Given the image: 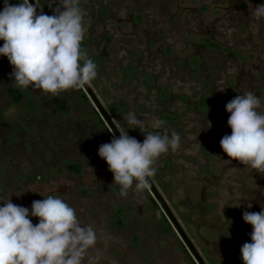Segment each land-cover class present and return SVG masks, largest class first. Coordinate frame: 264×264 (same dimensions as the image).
<instances>
[{
    "label": "rangeland",
    "instance_id": "obj_1",
    "mask_svg": "<svg viewBox=\"0 0 264 264\" xmlns=\"http://www.w3.org/2000/svg\"><path fill=\"white\" fill-rule=\"evenodd\" d=\"M33 1L40 11L48 15H52L53 9L57 7L63 8V0ZM8 2L16 4L19 0H8ZM79 2L85 13L84 21L87 27L84 40L90 44L89 49L83 47L81 50L86 52L87 56H96L100 59L97 76L89 87L105 110H107V104L125 103V108L120 110L121 114L119 113L124 117H118L121 124L111 116L119 132L122 133L123 126L130 137H135L142 143L145 134H142L139 129L128 128L127 121H124L127 113L135 112L138 118L145 123H150L157 118V107L160 106L158 99L155 98L157 87L165 88L167 93L177 95L168 100L165 99L164 104L172 110L173 114L174 111L181 114L176 125L180 129L174 130L173 124V126L164 127L162 131L163 133L167 131L169 134L173 131L178 133L180 147L176 150L170 149L155 161L153 165L155 174L150 179L153 180L156 176L162 181L168 191L171 205L174 206L176 203L179 212L185 216L183 226L186 229H183L186 230L188 237L205 245L208 241H213V235L210 236L209 232L222 234L223 228H229L227 236L238 233L241 227L237 228L236 222L243 221V212H260L264 207V173H258L246 165L226 158L220 148L222 132L229 130L227 133L231 134V129L227 125L230 114L225 111V105L230 100L225 101L219 92L220 88H227V85H221L220 82L227 79L228 73L237 75L239 79L243 76L239 74L233 56L228 50L221 53L209 52L203 48L202 41L206 35H214L219 42L223 43L224 48L236 44L232 38L238 33L235 8L239 2L232 7L225 0H79ZM242 3H245L244 10L250 8L246 0ZM261 4H264V0H259L255 7ZM101 7L105 8L103 18L98 23L92 21L93 16L98 19L97 11ZM2 46L3 41H0V47ZM194 54L197 55L194 59L195 66L197 68L200 66V69L192 76L188 68V58ZM130 67H133L134 71L125 72L124 69ZM12 71L7 58L0 56V207H3V202L10 197L13 204L29 208L34 198L49 192L55 193L56 197L66 201V196L60 192V188L66 183L69 188L72 184L73 187L82 184L85 192H79L75 188L72 191L73 200L79 209L77 217L82 226L92 223L95 230L99 227V230H96L97 233L99 232L97 235L99 254L105 255L106 250L102 244L113 240V237H118V240L123 242L124 235L122 239L119 236L122 233L125 234V231L116 230L112 233L108 231L106 212L103 211L104 208L98 207L100 206L99 196L94 192L100 188V192L105 196L106 190L104 192L103 189L106 188L108 175L101 173L105 171L104 167L98 165L97 169L96 166L95 168L91 165L92 161H89L90 164L85 166L84 175L79 179L76 176L71 177L70 183L64 180V176H67L65 170L60 177L54 176L52 172L48 173L46 169L49 166L53 167V163L59 160L60 156V158L65 157L64 154L81 159L82 156L91 155L88 151L97 153L93 151V148L99 149L102 144L107 143L93 129L91 102L88 98L79 97L80 89H72L52 96L31 85L26 89L19 88L14 84ZM145 73L151 76L147 84L143 81ZM206 74L210 77V87L214 86L213 83L218 84V92L215 94L211 112L208 115L199 116L192 113L178 95L185 97L187 95L194 100L197 95L204 93L205 88L201 85V78L206 77ZM122 76L125 81L122 80ZM234 76L229 80L232 87L237 81ZM10 90L18 91L21 98L13 101L9 96ZM81 93H84L83 90ZM223 93L226 95V92ZM53 99L64 100L70 107V111L67 114L56 111L52 106ZM77 118L79 124H82L80 119L82 118L88 128L82 132L77 129L78 132L72 134L74 132L69 127ZM208 121L211 122L210 129H207ZM80 142L85 143L90 150L79 146ZM201 144L207 147L206 157L211 159L207 168L214 174L210 178L205 172L199 176L202 172L201 165L207 166L205 156H201L202 152L199 148ZM53 146L56 147L57 153L47 156L51 150L48 148ZM193 155H196L198 161L192 157ZM32 165L43 169L39 173V178L36 179L38 183L33 187L26 179L19 176L22 170L31 168ZM187 177H196V179L184 185L182 181ZM43 178L49 179L43 182ZM185 189H189L193 197L192 210L184 204ZM128 193L130 199L135 201L136 209L132 213L135 218L131 221V227L126 231L141 225L144 231L149 233L152 220L148 218L152 211H146L144 214L139 211L142 192L135 189V182ZM102 197L101 201L104 199ZM115 197L120 199L121 196L116 192ZM115 197L109 203L110 205L117 201ZM209 205L215 210L204 216L202 207ZM171 211L174 214V210L171 209ZM97 212L99 217L96 216ZM203 227L207 230H202ZM244 237L250 238L251 235L246 234ZM248 240L250 243L251 239ZM232 242L235 241L231 236L222 243V247L215 243V246L209 248L210 256L220 257L223 254L221 252L224 251L227 256L226 264L240 263V249H237L235 253L234 250H229L234 249ZM228 245L231 247L229 248ZM167 246L170 245L167 243ZM166 247L161 246V250L163 251ZM172 254H174V264H179L176 254ZM159 255L162 253L157 252V258L153 259L148 257L145 259L144 256L141 261L147 264L153 260L157 264L172 262L166 257L161 259ZM121 261L127 264V261Z\"/></svg>",
    "mask_w": 264,
    "mask_h": 264
},
{
    "label": "clouds",
    "instance_id": "obj_2",
    "mask_svg": "<svg viewBox=\"0 0 264 264\" xmlns=\"http://www.w3.org/2000/svg\"><path fill=\"white\" fill-rule=\"evenodd\" d=\"M84 16L79 0H63V8L53 9L52 15L43 11L38 15L36 4L29 0L16 4L4 0L0 56L11 65L17 87L31 85L57 96L84 89L94 81L97 65L81 50L87 34ZM253 16L264 18V4L254 8ZM260 106L259 97L251 91L236 95L225 105L231 134L221 138L220 148L228 159L264 173V112L258 111ZM126 121L128 128L145 134L143 142L124 131L98 149L121 197L128 195L134 182L136 190L150 187L148 178L155 174V161L180 147L178 133L159 131L163 124L160 118L145 123L130 111ZM30 215L38 224L33 225ZM242 219L252 227L251 242L240 249L242 262L264 264V207L260 212H243ZM97 241L95 228L82 226L76 210L59 197L33 201L30 213L28 208L13 204L10 197L0 207V264H96L97 257L89 252Z\"/></svg>",
    "mask_w": 264,
    "mask_h": 264
},
{
    "label": "flooded vegetation",
    "instance_id": "obj_3",
    "mask_svg": "<svg viewBox=\"0 0 264 264\" xmlns=\"http://www.w3.org/2000/svg\"><path fill=\"white\" fill-rule=\"evenodd\" d=\"M226 1L230 3L231 7L239 2V5L235 8V10L237 11V14L235 16V21L238 24L237 25L238 33H236L232 38L233 39L232 41L236 44L228 45L224 48L223 43L219 42V40L215 38L214 35H210V36L206 35V37L202 41V44H203L202 46L209 52L218 51L221 53V52H224L225 50H228L230 54L233 56V60L235 61V64H236L235 66L238 69L239 74L243 76L239 79L237 75L234 76L231 73H228L227 79L222 80L220 82L221 85H224V84L227 85V88L226 87L220 88V91H219L220 94L223 95L224 100L229 101L233 99L236 95H241L246 91H251L255 95H257L261 101V106L258 109V111L264 112L263 110V105H264V18H256L253 16V10L259 0H246L250 4V8L247 10H244L245 3H242L244 0H225V2ZM79 7L82 8V4L80 2H79ZM104 12H105V8L103 7L99 8L97 11V13L99 14L98 19H95V17L93 16L92 21L97 22V23L100 22L101 19L103 18V15L105 14ZM221 37L223 39L222 34H221ZM89 45H90L89 42L84 40V42L81 45V48L84 47V48L89 49ZM168 52L170 53V51ZM88 57L91 58L94 61V63L98 66V63H99L98 61L100 60L99 57L91 56V55H89ZM196 57L197 55L194 54V56H190L188 58L189 60L187 59L188 64H189L188 68L189 70H191L192 76L194 75V73H196V71H198V69H200V66L198 68L195 66L196 61L194 59ZM124 70L125 72L129 71L130 73L131 71L132 72L134 71V68L130 67ZM149 75L150 74L148 73H145L143 75V81H145L146 84H147L148 78L151 77V76L149 77ZM233 76L237 79V81L234 82V87H232L231 82H229V80ZM123 78L124 76H122V80ZM201 80H202L201 85L206 89V90L204 89L205 91L204 93H200L199 95H197L194 98V100H192L191 97L187 95L186 97L182 95H178V97H180L181 100H184V102L186 103V105H188V108L190 109V111H192V113H196L199 116H202V115L205 116L206 114L208 115L212 110V106H213L212 104H213V101H215V97H216L215 94L216 92H218V87H217L218 84L213 83L214 86L210 87L209 84L211 83H210V77L208 75L206 77H202ZM95 85L97 87L96 89H98L97 84ZM241 86L243 88H241ZM82 90L84 93H81ZM222 91L226 92V95ZM79 93L80 94L78 95L81 99L88 98L93 106L91 116L93 117V121H94V124H93L94 131L97 132L100 137H103V139H105L107 143H109L111 139L113 138V136H115V134L113 133L109 125L104 121L99 110L97 109L95 104L92 102L87 92L84 89H80ZM92 93L96 97L99 105L102 107V105L99 102L98 97L95 95L93 91ZM212 93H213V96H211ZM155 96H156L155 98L158 99L157 101L160 105L157 107V110H158L157 118H160L163 121L161 129L159 131L163 133L162 130L164 129V127L166 128V126H173V124H174V130H177L179 127H176V125L179 121V116H181V114L176 113V111H174V114H173L172 110H170L168 107H165V104H164L165 99L168 100L172 96H177V95H173V93H169V92L167 93L165 88L157 87ZM55 101H57L58 104H56ZM52 106L54 107L56 111H59L61 114H67L70 111V107L66 104L64 100L59 101L57 99H53ZM122 108H125V103H121V104L113 103L111 105L107 104L106 106L107 110H105L104 107H102L107 117L109 118L112 126L114 127V129L119 135H120V132L115 126L112 118L116 119L119 122L118 117L119 116H121L122 118L124 117V115H120L121 114L120 110ZM85 116L87 115L85 114ZM80 119L82 120V124L81 123L79 124V121L77 118L75 119V121H73V123L71 124V127H69V129L70 130L72 129V131L74 132L72 134H75L76 132H78L77 129H79L81 132L87 130L88 127L85 124L86 122L82 118ZM125 120L126 118H124V121ZM121 131L122 133L125 131L126 134L128 135V132L125 130L123 126H122ZM227 132L229 133V130L223 131L222 132L223 135H221L220 138H222L224 135H228ZM100 137H98V139L102 141ZM79 146H82V147L84 146L85 150L89 149V147L86 146V144L83 142H80ZM199 148L201 149V152H202V153L200 152L201 156H205L204 159L207 161V166L201 165L202 167L200 168V170L202 172L199 173V176H201V174L205 172V174L208 175V178H210V176H213L214 173L210 171L209 168H207L208 165H210L211 163V159H208V157H206L208 154V149L207 147L204 146V144H201ZM48 149L49 150L51 149V150L49 151V153L47 152L48 153L47 156H49V154L57 153L56 152L57 149L54 146ZM93 151L94 152L97 151V153L95 152L96 153L95 154L92 151H88V153H90L91 155L88 157L82 156L81 159L72 158L69 154L68 155L64 154L65 157L60 158L61 157L60 156L59 160L57 159V161L53 163V167L49 166L46 169L48 173L52 172L54 176L57 175L60 177H62L61 175L64 174L63 170H65L67 176H64V180L69 181L70 183L72 182L70 181L71 177L76 176L79 179L80 177L84 175L83 172L85 171V166L90 164L89 161H92V162L94 161L93 164L91 162V165L94 167L96 166L97 169H98V165L99 167H104L105 171L101 173H103V175H108L107 182H106V188L103 189L104 192L106 190L105 196H103V194L100 192V188L96 189L94 192V193H97V195L99 196L100 206L98 205V207L104 208L103 211L106 212V221H107L106 224L107 226H109L108 231H111L112 233V231H116V230L123 231L124 230L125 234L122 233V235H120L119 238L121 237L122 239L124 235L125 239L122 242L118 240V237L117 238L113 237V240L107 241L104 244H102L105 247L106 253L105 255H101V256L99 254V242L97 241L95 248L90 250V253L92 255L98 257V259L96 260V264H123L121 260L127 261V264H147V262L143 263L141 261L142 260L141 258H143L144 256H145V259L146 257L150 259H153L154 257L157 258V252L162 253V255L158 256L161 259L162 258L164 259L166 257V259L169 258L172 261L168 264H174V254L172 253H175L176 257H178L180 261L179 264H226L227 263L225 262V259L227 257L226 252L224 251L221 252L223 254L220 256L221 260L218 261L217 258L210 256L209 248L210 247L212 248L213 246H215L214 245L215 243L221 246L222 243H224L225 240H227L231 236L233 237V240L235 242H232L234 249H229V250L230 251L234 250L233 251L234 253L237 251V249H241V246L244 243L246 242L249 243L248 239L250 238L244 237V235L246 234L251 235L252 227L244 223V221L236 222L237 228L239 227L241 228L239 231H237L238 233H235L234 235L227 236L229 228L227 229L223 228L222 234H218L216 232H211V233L209 232L210 236L213 235L212 236L213 241L212 242L208 241L209 243L207 242L205 245L201 244L198 240H193L192 238H189L185 232L186 230H184L186 228H184L183 226L185 223V218H184L185 216H183V214L179 212V208L176 205V203H174V206L171 205L168 191L165 189V186L162 183V181L157 179L156 176H154L153 180L150 179V177L148 178L149 184L152 185L156 193L160 196V198L166 205L168 211L170 212V214L172 215L174 219V224L168 218L163 208L160 206L159 202L153 195L151 189L148 187L147 189L141 190L142 201L140 202L141 207L139 211L141 212V214H144V212L146 211L147 212L152 211V214L148 218L152 220V223H150L151 225L150 232L148 233L144 231V228L141 227V225L140 227L137 225L134 228H132V230L126 231V229L128 228L130 229L131 224H132L131 221L135 218L132 216V213L136 209V207H134L136 206L135 205L136 203L133 199H130L129 193L126 197H120V199L115 197L116 192L119 193V186L113 183V175L108 170V166L106 162L98 156V149L93 148ZM195 156L196 155H193L192 157L198 161V159ZM225 157L227 158V156ZM85 161L86 162L88 161V162L86 163ZM167 161L169 164L168 159ZM28 167H30V165ZM41 170L43 169L39 168L38 166L32 165L31 168L22 170L19 176L23 179H26L28 184L32 185L31 187H33V185L38 183L36 179L39 178V173ZM43 179L44 180L42 181L44 182L49 178L47 179L43 178ZM194 179H196V177H191V178L187 177V178H184L182 183L184 185H187L188 182L193 181ZM73 188H75L79 192L80 191L85 192L84 191L85 187H83L82 184L78 185L77 187H73V184H72L71 188H69L67 183L63 185L62 188H60V192L64 196H66V201L65 200L64 201L68 203L69 206L73 207L77 213L79 209L77 207L78 205L73 200V195H72ZM48 196L56 197V194L49 192L47 194H44L43 196L42 195L37 196L36 199L32 198L33 200L31 202L36 201V200H42L43 198H47ZM184 196H185V199L183 200L184 204H186L189 210H192L194 203L192 201L193 197L191 193L189 192V189H185ZM101 197L104 198L103 201H101ZM114 197L117 199V201L114 202L112 205H110L109 203L113 201ZM170 207L171 209L174 210V214L171 211ZM202 208H203L202 214L204 216L211 214L210 212H213L215 210V208H213V206H210V205L208 207L204 206ZM28 209L30 213L31 206H29ZM207 209L209 210V212L207 211ZM83 213L85 214V212ZM97 214L96 216L99 217V212H97ZM137 217L138 218L140 217L138 213H137ZM29 218L32 220L33 225L38 224L39 221L37 218L31 217V215L29 216ZM90 224L92 225V223ZM178 229L182 232L186 241H184ZM201 229L204 231L207 230L204 227ZM226 230H227V233H226ZM112 235L114 236V232ZM114 238L117 241L114 240ZM229 241L230 239L228 240V242ZM167 243L170 246H167ZM161 246L162 247L167 246V247L163 249L162 251ZM168 247L171 249L168 251H165L166 249H169ZM230 247L231 246H229V248ZM134 251H137L138 253L134 254L133 253ZM171 254H172V257H170ZM136 255L138 258L136 257ZM235 259L238 260L237 258ZM148 264H157V263H155L153 260L152 262H149ZM237 264H243L241 258H240V263L238 262Z\"/></svg>",
    "mask_w": 264,
    "mask_h": 264
},
{
    "label": "water",
    "instance_id": "obj_4",
    "mask_svg": "<svg viewBox=\"0 0 264 264\" xmlns=\"http://www.w3.org/2000/svg\"><path fill=\"white\" fill-rule=\"evenodd\" d=\"M29 3L32 4L35 2L33 0H29ZM37 6V5H36ZM40 10L37 7V14H40ZM84 90L87 92V94L89 95L90 99L92 100V102L95 104V106L97 107V109L99 110L101 116L103 117L104 121L109 125V127L111 128V130L113 131V133L115 134L116 138H119V134L116 132V130L114 129V127L112 126L109 118L107 117L106 113L104 112V110L102 109V107L99 105L96 97L93 95L92 91L89 89L88 85L85 86ZM153 193V195L155 196V198L157 199V201L159 202L160 206L163 208L164 212L166 213V215L168 216V218L172 221V223L174 224V219L172 217V215L170 214V212L168 211L166 205L164 204V202L162 201V199L160 198V196L156 193V191L154 190V188L152 187V185L150 184L149 187ZM180 235L183 237L184 241H186V239L184 238L182 232L178 229Z\"/></svg>",
    "mask_w": 264,
    "mask_h": 264
},
{
    "label": "trees",
    "instance_id": "obj_5",
    "mask_svg": "<svg viewBox=\"0 0 264 264\" xmlns=\"http://www.w3.org/2000/svg\"><path fill=\"white\" fill-rule=\"evenodd\" d=\"M3 8H4V0H2V2L0 3V10L2 11ZM9 96L12 98L13 101H18L21 98V94L16 90H10ZM55 103L58 104L57 101H55Z\"/></svg>",
    "mask_w": 264,
    "mask_h": 264
},
{
    "label": "crops",
    "instance_id": "obj_6",
    "mask_svg": "<svg viewBox=\"0 0 264 264\" xmlns=\"http://www.w3.org/2000/svg\"><path fill=\"white\" fill-rule=\"evenodd\" d=\"M106 229L108 230V227H107ZM96 230H99V227H97ZM96 233H97V231H96ZM98 233H99V232H98ZM98 233H97V235H98ZM89 255H90V256H94V255H92L90 252H89ZM94 257H97V256H94ZM97 259H98V257H97Z\"/></svg>",
    "mask_w": 264,
    "mask_h": 264
}]
</instances>
